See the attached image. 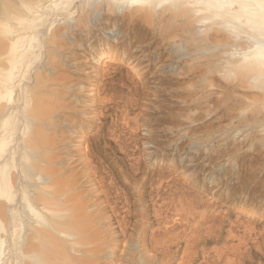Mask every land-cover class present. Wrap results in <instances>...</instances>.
I'll return each mask as SVG.
<instances>
[{
    "label": "rangeland",
    "instance_id": "1",
    "mask_svg": "<svg viewBox=\"0 0 264 264\" xmlns=\"http://www.w3.org/2000/svg\"><path fill=\"white\" fill-rule=\"evenodd\" d=\"M90 3L77 0L68 20L57 22L51 38L65 39L57 52L44 29L42 60L27 87L37 101H54L44 103L52 108L50 146L40 155L51 156L60 190L81 208L95 264H264V122L239 124L224 112L233 102L222 86L237 85L226 62L244 43L212 35L197 51L189 37L207 28L174 37L152 26L169 36L155 43L139 26L128 27L122 9L114 16L106 2L99 10ZM49 53L60 61L57 73ZM44 75L57 81L42 88L36 78ZM259 93L235 90L243 104L232 114L251 113ZM33 183L26 189L36 197ZM16 206L0 208L4 223ZM24 220L27 243L33 225Z\"/></svg>",
    "mask_w": 264,
    "mask_h": 264
},
{
    "label": "bare ground",
    "instance_id": "2",
    "mask_svg": "<svg viewBox=\"0 0 264 264\" xmlns=\"http://www.w3.org/2000/svg\"><path fill=\"white\" fill-rule=\"evenodd\" d=\"M76 1L0 0V208L4 210L5 207L11 208L19 204L18 208L17 206L8 208L9 223L8 221L4 223L5 215L1 216L0 213V217L4 220L0 218V264H95L97 248L92 247L93 237L88 233L90 227L84 224L83 213L76 212L79 205L77 204L76 207L75 202H73L75 207L69 204L73 201L67 195L69 191L60 190L62 186H59L52 174L55 170L50 164L51 156L49 155L50 157L44 161L41 157L43 154L40 155L41 150L50 146L46 133H48L47 126L51 125L46 122L51 118L52 108L48 107L50 104H44L49 100L37 101L38 98L34 99L27 87L31 72L42 60L43 46L40 36L44 35V29L50 38L59 31L58 23L68 20L67 16L72 14ZM93 1L96 2L97 10L102 8L103 2H106L109 15H117L114 13L117 7L119 10L122 9L120 15L121 18L127 19L128 27L139 26L152 36L155 43L164 42V39L170 35L183 37L185 34L195 32L196 35L189 38L196 42L197 51L198 44L211 38L212 35L225 34L224 37L228 42L229 40L237 44L243 42L245 51L235 56L234 61L232 59L226 62L225 70L232 76L230 83L235 80L237 85L222 86L223 92L233 102L231 108L224 112L236 118L239 124L250 120L251 126L263 125L264 0ZM90 2L91 0H87L86 5H90ZM89 12V9L85 12L83 18L85 25L81 24L78 30L84 31L88 27ZM152 26H156L154 29L158 30L166 28L169 36L155 35ZM201 27L213 32H199L198 29ZM195 29L198 31L193 33L192 30ZM64 41V38L58 40L51 38L46 44L57 52ZM48 56L47 65L57 73L60 68L57 55ZM214 56L217 57V54ZM213 78L218 80L215 76ZM51 81H57V78L48 80L45 75L36 78V83L42 88ZM250 87L260 90L258 97L253 98L254 109L249 114L234 113L233 115L232 112H236L237 106L243 103L235 99L232 93ZM49 96L53 97V95ZM32 123L35 124L33 127H31ZM29 152L34 153L30 155ZM42 162L48 166L41 168L43 165L39 164ZM26 168L35 170V177L30 178L26 175ZM19 174L23 179L21 185L16 184ZM43 177H47L48 181H44ZM29 179H33V184L37 187L36 197L30 195V191L26 189ZM38 206L41 208L39 209ZM20 207L22 210H17ZM25 217L31 220L33 225L30 228L31 236L26 237L30 238L27 243L22 232ZM71 249L77 254L81 250L85 253L81 251L83 253L78 257L76 252L74 254L77 256L69 252Z\"/></svg>",
    "mask_w": 264,
    "mask_h": 264
}]
</instances>
